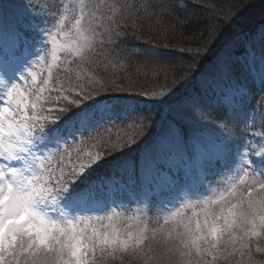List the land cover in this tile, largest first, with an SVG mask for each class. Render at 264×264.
Listing matches in <instances>:
<instances>
[{
	"label": "snow or ice",
	"instance_id": "snow-or-ice-1",
	"mask_svg": "<svg viewBox=\"0 0 264 264\" xmlns=\"http://www.w3.org/2000/svg\"><path fill=\"white\" fill-rule=\"evenodd\" d=\"M213 9L0 0V264H264V27L226 40L151 136L184 59L218 38L189 39ZM133 71L163 83L137 90ZM118 156L109 193L92 173Z\"/></svg>",
	"mask_w": 264,
	"mask_h": 264
},
{
	"label": "trees",
	"instance_id": "trees-1",
	"mask_svg": "<svg viewBox=\"0 0 264 264\" xmlns=\"http://www.w3.org/2000/svg\"><path fill=\"white\" fill-rule=\"evenodd\" d=\"M207 2L210 4L214 3V9L211 13H201L198 22L189 29V39H191L192 28L203 30L206 25L215 26L219 29L218 38L215 43L209 44L210 50L204 53L202 57H197L194 61L187 58L184 59L185 71L181 75L187 76L189 79L178 90L174 91L168 103L153 109V112L158 113V115L155 117L156 123L151 130V136L156 135L169 123L175 114V110L183 106L188 97L202 91L204 81L209 79L215 71L217 57L221 54V48L226 40L236 33L258 32L261 27H264V0H207ZM215 17H219L225 23H220L219 19ZM129 43L138 42L129 41ZM133 62H136L134 57ZM189 65H191V71L187 70ZM132 76L135 81L133 87L137 90H141L146 86L150 89L158 83H163L162 80L157 81L154 76L138 77L135 71H133ZM136 99L139 100L140 98L137 97ZM140 106L142 108L151 107L150 104H141ZM151 136L149 139H151ZM145 146L146 143L142 144L140 148L128 152L125 159L131 160L135 158ZM120 161L121 157L118 156L116 159L111 160L110 163L101 165L92 173V176L104 182L109 176L113 180H117V166L120 165ZM119 171L121 174L123 173L122 165Z\"/></svg>",
	"mask_w": 264,
	"mask_h": 264
},
{
	"label": "rangeland",
	"instance_id": "rangeland-1",
	"mask_svg": "<svg viewBox=\"0 0 264 264\" xmlns=\"http://www.w3.org/2000/svg\"><path fill=\"white\" fill-rule=\"evenodd\" d=\"M185 179L189 180L190 183H195V176H192L191 178H185ZM113 181H115V180L107 179L106 182H105L106 185H107L106 191L109 192V193H111L114 190V188H115L114 185H113L114 184ZM149 195H151V193H149ZM158 199H159V197H158Z\"/></svg>",
	"mask_w": 264,
	"mask_h": 264
}]
</instances>
